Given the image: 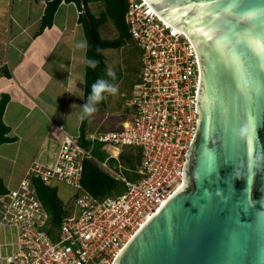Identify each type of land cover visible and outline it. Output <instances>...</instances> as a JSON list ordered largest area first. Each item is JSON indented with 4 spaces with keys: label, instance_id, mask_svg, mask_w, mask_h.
I'll return each mask as SVG.
<instances>
[{
    "label": "water",
    "instance_id": "1",
    "mask_svg": "<svg viewBox=\"0 0 264 264\" xmlns=\"http://www.w3.org/2000/svg\"><path fill=\"white\" fill-rule=\"evenodd\" d=\"M145 1L197 51L200 123L184 186L114 264H264V0Z\"/></svg>",
    "mask_w": 264,
    "mask_h": 264
},
{
    "label": "built area",
    "instance_id": "2",
    "mask_svg": "<svg viewBox=\"0 0 264 264\" xmlns=\"http://www.w3.org/2000/svg\"><path fill=\"white\" fill-rule=\"evenodd\" d=\"M126 24L141 53L139 82L126 106L133 117L116 131L87 139L110 146L107 162L77 138L64 136L55 165L30 168L0 196V264H114L127 244L184 186V168L200 123L201 66L191 40L160 19L145 0H128ZM140 148L137 182L120 176L125 149ZM125 185L120 195L96 198L83 187L84 162ZM118 162L117 167L110 164ZM74 191L68 215L49 233L50 217L35 180Z\"/></svg>",
    "mask_w": 264,
    "mask_h": 264
},
{
    "label": "crops",
    "instance_id": "3",
    "mask_svg": "<svg viewBox=\"0 0 264 264\" xmlns=\"http://www.w3.org/2000/svg\"><path fill=\"white\" fill-rule=\"evenodd\" d=\"M46 1L0 0V98L10 97L4 123L16 140L0 145V180L8 190L30 168L53 167L64 136L85 135L84 122L69 116L78 110L73 105L85 104L86 53L74 48L86 38L81 13L75 4L63 3L53 26L41 33ZM100 7L101 2L89 5L93 14Z\"/></svg>",
    "mask_w": 264,
    "mask_h": 264
},
{
    "label": "trees",
    "instance_id": "4",
    "mask_svg": "<svg viewBox=\"0 0 264 264\" xmlns=\"http://www.w3.org/2000/svg\"><path fill=\"white\" fill-rule=\"evenodd\" d=\"M103 3L105 11L96 17L91 12L89 5L90 3ZM65 4H75L81 15L79 22L84 28L85 37L88 41L89 47L86 51V57L90 59H95L99 61L98 66L92 69L86 65L85 67V103L87 96L90 94L91 85L98 78L106 77V57L105 51L116 50L124 47L128 41L132 38L129 34V29L126 24V14L128 11V0H47L45 14L42 19L40 32L42 33L48 28H51L54 24V19L56 13L60 6ZM109 21H112L115 28L118 31L119 37L116 40H104L101 35V27L106 25ZM101 49V52H97L96 49ZM116 84H119L122 77L121 74L116 73ZM10 102V97L8 95H2L0 98V145L14 143L16 140L10 138V128L4 123V113L6 111L7 105ZM105 100L99 104L103 105ZM85 119L83 122L86 123ZM80 145L84 148L89 149L91 147V142H89L85 135L79 139ZM130 152H126L120 156V162L122 163V171L127 174L139 175L134 173L138 166L142 162V150L140 148H132ZM95 158V157H94ZM110 164L112 166L118 165V162L111 160ZM125 178L129 177L123 176ZM35 187L39 199L44 205L46 212L50 217V231L58 229L61 223L68 215L65 210L64 203L60 200L58 191L56 188L46 187L41 182V180L36 179ZM82 184L84 189L96 198H105L112 195H120L125 192V185L110 175L106 174L101 170L99 165L94 160H86L84 162V172L82 178ZM8 189L5 187L3 182L0 180V196L6 194Z\"/></svg>",
    "mask_w": 264,
    "mask_h": 264
},
{
    "label": "rangeland",
    "instance_id": "5",
    "mask_svg": "<svg viewBox=\"0 0 264 264\" xmlns=\"http://www.w3.org/2000/svg\"><path fill=\"white\" fill-rule=\"evenodd\" d=\"M104 7L101 9H94V14L99 17L104 11ZM102 38L104 40H116L119 37L118 31L115 28L112 21H109L106 25L100 29ZM106 66L112 68L116 73L121 74V81L118 84L119 91L113 96L106 94L105 103L103 105H97L96 121L93 119V114L87 118L84 124L85 135H91V138H97L99 135L111 131H116L119 127H122L120 122L126 119H132L133 110L126 106V99L131 98L134 86L139 82L141 71V53L137 44L131 40L120 49L108 50L106 54ZM126 97V99H125ZM106 112L112 117L109 119L106 117ZM95 118V117H94ZM106 121L104 122V120ZM90 134H87V132ZM79 141V139H78ZM92 156L95 157L99 163L107 162L110 155V146L100 144L96 141H91ZM132 149V148H131ZM126 152H130V149H125ZM123 153V154H124ZM96 162V161H95ZM97 163V162H96ZM141 165L138 166V168ZM137 168V169H138ZM116 172L120 176H127L131 181L137 182L140 178L136 175L127 174L120 169H116ZM54 188L57 189L60 200L64 205L69 208L72 204V198L74 191L64 184L55 183Z\"/></svg>",
    "mask_w": 264,
    "mask_h": 264
},
{
    "label": "clouds",
    "instance_id": "6",
    "mask_svg": "<svg viewBox=\"0 0 264 264\" xmlns=\"http://www.w3.org/2000/svg\"><path fill=\"white\" fill-rule=\"evenodd\" d=\"M88 47H89V44L86 38H82L74 44V48L76 50H79L85 53ZM96 51L99 53L101 52V49L97 48ZM84 62L88 67L92 69H95L99 64L98 60L90 59L87 57H85ZM106 77L110 79L98 78L91 85V91H90V94L87 96L86 103L82 107L73 105L72 108L78 109V110L77 111L73 110L72 114L69 116L75 115L79 121H84L85 119H87L93 113L97 111V105L106 99V94L115 96L118 93L119 86L118 84L115 83L116 78H117L116 72L113 71V69L109 67L106 69ZM73 94H76V93H73Z\"/></svg>",
    "mask_w": 264,
    "mask_h": 264
},
{
    "label": "snow or ice",
    "instance_id": "7",
    "mask_svg": "<svg viewBox=\"0 0 264 264\" xmlns=\"http://www.w3.org/2000/svg\"><path fill=\"white\" fill-rule=\"evenodd\" d=\"M198 19H202V17H198ZM202 35L207 36V33H202ZM252 43H255V44L259 45V47L264 48V44H260V42L258 40L252 41Z\"/></svg>",
    "mask_w": 264,
    "mask_h": 264
}]
</instances>
